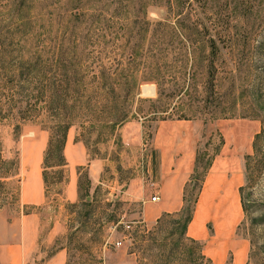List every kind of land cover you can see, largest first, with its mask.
Wrapping results in <instances>:
<instances>
[{
	"label": "rangeland",
	"instance_id": "374dc122",
	"mask_svg": "<svg viewBox=\"0 0 264 264\" xmlns=\"http://www.w3.org/2000/svg\"><path fill=\"white\" fill-rule=\"evenodd\" d=\"M61 124L63 154L70 141L87 155L73 202L66 158L46 156ZM0 146L1 219L19 214L22 164L40 155L38 214L63 228L67 264H198L183 219L157 224L129 199L158 205L161 175L188 154L186 237L204 264L241 250L240 264H264V0H0ZM217 183H233L242 214L232 226L210 210L196 226Z\"/></svg>",
	"mask_w": 264,
	"mask_h": 264
},
{
	"label": "crops",
	"instance_id": "0c3cea01",
	"mask_svg": "<svg viewBox=\"0 0 264 264\" xmlns=\"http://www.w3.org/2000/svg\"><path fill=\"white\" fill-rule=\"evenodd\" d=\"M194 155L195 153L191 157ZM64 156L67 160L66 167L70 180L68 200L73 202L77 198L76 190H74L77 188L76 170L86 164L87 155L81 145H72V142L67 141ZM188 156L176 160V167L171 175H161V179H163L159 190L161 202L158 205L148 201L142 194L129 195L130 200L142 201L145 219L152 221L164 213L171 214L180 211L183 204L182 196L185 183L182 178L188 174V170L191 168L189 162L186 161ZM22 165L21 168L25 172L24 175L22 173L23 178L19 194L20 212L17 217L11 218L7 224L1 219L0 213V264H67L68 252L66 247L57 245V241L62 240L65 235L63 228L57 222L52 225L45 224L38 214L41 207L46 203L41 156H36L26 165ZM88 171L90 178L95 181L97 172L93 163L89 165ZM171 183L175 189L172 193L168 190V185ZM232 187L233 183H217L213 188L207 190V196L202 200V206L195 218L196 226L200 224L204 216L211 214L210 210L213 211L216 218L221 217L224 221L232 222V226L238 222L242 212L237 207V198ZM24 208L28 209L27 213H24ZM242 251H239L237 255V264L244 260ZM219 255L217 253L216 257L222 259ZM207 259L209 258L207 257Z\"/></svg>",
	"mask_w": 264,
	"mask_h": 264
},
{
	"label": "trees",
	"instance_id": "16d2710c",
	"mask_svg": "<svg viewBox=\"0 0 264 264\" xmlns=\"http://www.w3.org/2000/svg\"><path fill=\"white\" fill-rule=\"evenodd\" d=\"M68 125L67 124H61L59 126V133L55 136L56 139H51L48 143L47 146V150H46V156L52 153H55V156L57 157V162L55 164H53V167H65L66 161H65V157L63 154V150H64V145H65V140H66V135H67V131H68ZM0 154H1V146H0ZM8 164H11L10 162H6L5 160L2 159V157L0 156V179L3 175L6 176V172H1V170L6 167ZM58 174L61 176L62 172H58ZM56 174L54 173L53 176H55ZM53 176L51 179H53ZM42 178H43V182H44V186L47 188L48 183H49V176L47 174V172L45 170L42 171ZM59 177H57L56 182H60L61 181V177L58 179ZM4 183L0 182V188H3ZM196 200L193 201V203H195ZM193 205L191 208H185L182 207L180 209V211L176 212V213H164L162 214V216L157 220V224H160L165 218L167 217H178V221L181 219H183L181 222H179V230H181V239L183 240H187L189 241L191 244L195 245L194 249L195 251H190L192 257L195 256L194 260H196V262H199L198 264H204L206 258L203 254V245L200 244L198 241L187 238L186 237V232H187V228L188 225L190 224V222L192 221L193 218ZM186 238V239H185ZM193 250V248H191ZM195 252V254L193 253Z\"/></svg>",
	"mask_w": 264,
	"mask_h": 264
},
{
	"label": "built area",
	"instance_id": "2783aa9c",
	"mask_svg": "<svg viewBox=\"0 0 264 264\" xmlns=\"http://www.w3.org/2000/svg\"><path fill=\"white\" fill-rule=\"evenodd\" d=\"M155 200H156V198L153 197V198H152V201H155ZM117 245H120V243H118Z\"/></svg>",
	"mask_w": 264,
	"mask_h": 264
},
{
	"label": "bare ground",
	"instance_id": "6f19581e",
	"mask_svg": "<svg viewBox=\"0 0 264 264\" xmlns=\"http://www.w3.org/2000/svg\"><path fill=\"white\" fill-rule=\"evenodd\" d=\"M155 198V197H154ZM151 201H152V199H151ZM156 201V200H155ZM155 201H152V202H155Z\"/></svg>",
	"mask_w": 264,
	"mask_h": 264
}]
</instances>
